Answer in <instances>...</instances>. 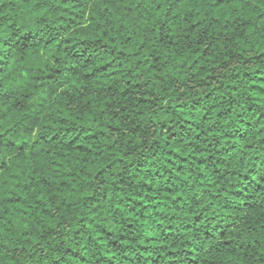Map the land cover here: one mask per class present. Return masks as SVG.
<instances>
[{
	"label": "clouds",
	"instance_id": "clouds-1",
	"mask_svg": "<svg viewBox=\"0 0 264 264\" xmlns=\"http://www.w3.org/2000/svg\"><path fill=\"white\" fill-rule=\"evenodd\" d=\"M161 230L264 264V0H0V264Z\"/></svg>",
	"mask_w": 264,
	"mask_h": 264
},
{
	"label": "trees",
	"instance_id": "trees-1",
	"mask_svg": "<svg viewBox=\"0 0 264 264\" xmlns=\"http://www.w3.org/2000/svg\"><path fill=\"white\" fill-rule=\"evenodd\" d=\"M109 239L113 250H119L126 264H184V258L180 252L169 253V255H175V260L165 258V245L171 244L175 247L182 240V237L176 231L166 232L161 230L157 236L152 238L154 242L159 243L158 247L146 245L139 248V250L124 248L118 242H112L111 237ZM120 239H124V237ZM131 253H135V255L132 256Z\"/></svg>",
	"mask_w": 264,
	"mask_h": 264
}]
</instances>
